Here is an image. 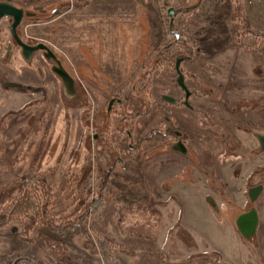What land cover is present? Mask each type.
<instances>
[{
  "label": "rangeland",
  "instance_id": "374dc122",
  "mask_svg": "<svg viewBox=\"0 0 264 264\" xmlns=\"http://www.w3.org/2000/svg\"><path fill=\"white\" fill-rule=\"evenodd\" d=\"M8 1L34 13L32 19L24 17L23 32L28 37H34L30 40L39 39L62 55L64 65L82 82L84 105L68 104L67 114L62 115L60 122L54 126L55 122L41 123L46 107L14 113L21 102L26 103L34 95L28 94L20 100L16 96L19 90L17 87H1L0 201L12 192L16 194L14 189L20 178L37 174L44 177L52 188L53 205L50 210L57 218L65 220L68 215L83 211L90 206L105 183L98 178L100 170L97 172V169L105 167L109 159L106 153H92L90 133L105 131L103 128L106 125L110 145L114 146L123 138L124 128H130L134 133L131 139L137 140L162 128L166 121L164 115H167L192 137L186 141L194 159L192 155L181 159L207 170L210 182L207 183L208 178L196 176L197 172L194 176L186 171L175 175V169L170 164L179 155L161 151L169 143L159 147L147 145L136 154L134 174L113 170L112 176L116 180L112 177L103 190L107 197L106 204L109 199L113 201L105 218H101L104 210L94 212L90 208L86 226L93 239H86L81 230L74 227L81 235L68 233L65 236L67 249L64 253L82 263L91 264L90 258H77L76 255L85 242H90L97 249L95 240L99 237L96 231H100L109 237L113 236V243H109L112 248L118 247L116 252L119 259H110L109 254H106L108 260L104 258L103 264H123L126 258L124 255H127V263L142 256L162 260V264H264V190L255 201H251L247 195L249 201L245 206L228 204L235 202V197L241 191L240 186L247 182L252 168L264 160L260 150H251L256 145L253 132L256 131L255 123H261L264 119V0H225L222 3L220 0H205L199 8L175 10L171 27L163 3L168 2L170 7L174 6L169 0H154L161 10H156L155 20L148 16V20L154 23L151 26L152 33H149V48L138 60L134 72L128 76L112 69H108L110 73L101 74L97 69H92L90 75H79L83 68H76L70 53L71 46L66 42H80L92 39L93 34L95 36L98 29L92 28L96 20L91 19L90 9H75V0ZM67 7L73 10L66 19L48 22L44 29L40 23L35 30H28V23L46 22L51 19V13L59 8H62V12ZM176 7L179 6L176 4ZM225 14L230 17L234 15L236 20L223 18ZM0 26L6 30L4 22ZM168 32L183 33L186 39L188 34L196 40L197 50L193 49L191 58L183 59L180 63L185 84L193 93L189 101L194 106L191 115L187 108L167 104L162 99L163 94L181 96L174 63L176 58L186 55L180 46H167L170 39ZM4 34L6 39L9 38L8 33ZM43 35L47 38L44 39ZM59 45L63 48H59ZM83 45L86 46L85 42ZM31 66H36V62H25L19 53L12 57L9 65L15 80L28 82L31 81ZM88 78L94 79L96 86L101 85L100 94ZM114 95L124 101L122 114H126L130 123H121L115 114L107 118V124L105 104ZM93 113L96 114L95 119L102 123L99 129L93 127L96 125ZM33 117L39 118L36 122H29ZM219 136L222 140H219ZM223 140L229 144L231 151L247 154L241 155L242 161L225 162L216 154ZM48 150L51 152L50 157L53 156L50 162L46 157ZM204 156L207 162L203 161ZM66 159L72 160L68 162H72L70 165L67 164L68 169L72 168L69 171L63 169ZM94 159H97L96 164ZM81 161L82 168L78 166ZM169 172L174 175L172 178ZM213 181L221 192L216 197L215 211H212L217 214H214L217 219L212 224L199 215L204 210L200 198L202 194L206 195L208 184ZM160 193L170 206L168 210L177 216L167 231L164 229L165 220L149 217L150 210L154 209L152 200ZM214 202L212 200L211 207ZM250 207H255L259 225L254 236L245 238L236 229L235 219ZM118 215L120 221H115ZM34 216L30 214L25 219L0 227V264H6L8 259L16 256H32L42 264H63L54 256L61 251L45 244L47 239L52 244L62 243L59 238L64 233L58 234L39 222L29 228ZM223 216L227 219L224 220ZM183 217L192 223L189 226L195 232L193 237L178 233L179 227L183 228L182 222L187 223ZM183 241L193 243L195 247L183 248ZM155 242L164 244L161 251L151 249ZM170 245L174 249L170 250ZM137 246L147 250H138ZM89 252L93 255L92 251ZM170 260L175 262L171 263Z\"/></svg>",
  "mask_w": 264,
  "mask_h": 264
},
{
  "label": "crops",
  "instance_id": "0c3cea01",
  "mask_svg": "<svg viewBox=\"0 0 264 264\" xmlns=\"http://www.w3.org/2000/svg\"><path fill=\"white\" fill-rule=\"evenodd\" d=\"M154 0H75V9L78 8L81 11H86L88 9H90L91 11V19L92 20H96V24H94L92 26V28H94L95 30L98 29L95 32V36L93 34L92 39L88 38V40H82L80 42H69L66 44L71 46V55L74 58V61L76 63V68H83V70L79 71V75H90L92 74V69H97L99 72L102 73H110V70L108 69H112L115 72L121 74V75H125L128 76L130 74H132V72H134V69L136 67V65L138 64V60L141 59L148 50V42H150V34L152 33L151 31V26L152 21L148 20V16L152 19L155 20V12L156 10H161L160 5L155 4V2H153ZM172 5L174 6V8L176 7L175 10L176 11H184V10H193L195 8H199L200 5L205 1V0H169ZM225 0H220V2L222 3ZM227 1V0H226ZM229 1V0H228ZM180 4V5H178ZM74 9V10H75ZM235 9V8H234ZM29 10V9H26ZM72 8H66L64 9L60 14H58L56 17H53L51 19H49L46 22H33V23H28L27 25L29 26V29H34L35 27L38 26L40 23L41 26L43 27V29L45 28L44 26H46V23H51L53 20H62V19H66L67 16L69 15L70 12H72ZM54 11V10H53ZM223 18L226 19H231V20H236L235 16L232 15V17L227 16L226 14L222 16ZM34 27V28H33ZM149 29V30H148ZM151 31V32H148ZM34 32V31H33ZM150 33V34H149ZM44 39L47 38L43 35ZM83 42H85L86 46L83 45ZM64 43H62L63 45ZM57 45V44H55ZM58 46V45H57ZM63 48V46L59 45V48ZM88 54H86V53ZM95 61V62H94ZM102 70V71H101ZM31 75H32V71L30 70ZM31 77V76H29ZM74 78V77H73ZM89 82L93 83L95 85V91L100 94L101 93V85H97L96 86V82L94 79L92 78H88L87 79ZM73 91L75 94L77 95V103L80 101V96H82V88L80 87V83H78V81L74 78V84H73ZM16 91V90H15ZM103 91V90H102ZM27 93V94H24ZM96 93V95H98ZM28 94H31V92L29 90H23V91H19L17 90V94L16 96H18V99L23 100L25 97H27ZM32 95V94H31ZM52 94L50 96H48V101H52L54 102V100L52 99ZM75 97V96H72ZM74 102V103H73ZM73 102H68V104L73 105V106H81V104H77L75 103L76 101L74 100ZM23 103L21 102L19 106H21ZM75 104V105H74ZM73 110H77L78 108L75 107H70ZM71 109V110H72ZM81 110H83L82 108H79ZM72 110V111H73ZM187 112L189 115H191V110L187 109ZM184 116L186 117V114H184ZM189 117V116H187ZM264 118V116L262 117ZM256 131L255 132V139H256V145L253 146L251 148V150H255L258 151L260 150V152H262L261 156L264 158V149L261 147V144L258 140V136H264V119L261 123L256 121ZM245 129V128H244ZM243 129V130H244ZM205 132V130H203V133ZM249 132V131H247ZM219 140H222L221 136H219ZM222 143H220L218 150L216 152V154H218V156L220 158L223 159V161L227 162L229 160H232L234 162L237 161H242V156L241 155H247L243 152L240 151H231L230 148L228 147L229 144L226 141H221ZM222 145V146H221ZM224 145V146H223ZM231 147V146H230ZM76 152V151H75ZM175 153V152H173ZM180 156V154H177ZM175 156L174 160L172 164H170L171 168H174V174L175 175H179L182 172L186 171V172H190L192 173V176H194V174H196L195 172H197L196 176L199 177H205V179L208 178L209 172L207 170H201L198 167L193 166V164L189 163V161L183 160L181 159V156ZM187 157V156H186ZM84 158V156H83ZM83 160V159H82ZM69 161H72L71 159H66L65 160V166L63 167V169L65 171H69L70 169H72L71 167L68 169L67 164L70 165V163H68ZM245 164V163H244ZM74 166V164H72V167ZM78 166L80 168H82V161L80 164H78ZM169 166V165H168ZM61 170V169H60ZM59 170V171H60ZM170 173V172H169ZM219 173V171H218ZM250 176L247 179V182L245 184H242L240 187L241 190L240 194L237 195L235 198V202H228V204H233L236 203L239 206H245L248 203V197H247V192L246 190L252 186L258 185V184H264V160L261 161L260 163L256 164L254 169L252 168V170L250 171ZM184 174V173H183ZM221 175H223L222 172H220ZM189 175V174H188ZM170 178H172L174 175H172L170 173ZM223 177V176H222ZM207 183L210 182L209 178L207 179ZM254 180V181H252ZM215 186V187H214ZM215 189H214V188ZM208 192L206 193V195L204 196L202 194L201 198V203H202V207L204 208V210L202 211V213L199 215L202 217V219H205L208 222H212V224L216 221V216H214V214L212 211L214 208H216V197L220 196V188L218 186L215 185L214 181L210 184H208ZM263 191V190H262ZM262 191L258 194L257 198L260 196V194L262 193ZM109 199L107 201V204L104 207V212L101 216V218H105V216L107 215V213L109 212L110 206L112 205V200ZM212 200H214V206L211 207V203ZM220 200V198H219ZM264 201V199H263ZM152 203H154V209L150 210V214L149 217L151 218H160L162 221L165 220V224H164V229L165 231H167L170 226H172V222L174 220L177 219V216H174L175 213H173L172 211L168 210V208H170L169 205H167V202L164 201V198H162V194L160 193L159 195L155 196L152 200ZM165 207V208H164ZM168 207V208H167ZM247 210V209H246ZM245 211V210H244ZM243 211V212H244ZM117 215V214H115ZM152 215V216H150ZM217 215V214H216ZM224 220L227 219V217L223 216L222 217ZM120 215L117 216V219L115 221H120ZM184 220H186L187 223L182 222V227L183 229L190 234L192 237L194 236L195 232L193 231V229H191V227L189 226V224L191 225L192 223L189 221V219H185L183 217ZM168 220V221H167ZM188 220V221H187ZM227 221V220H226ZM264 221V220H263ZM220 222V221H218ZM229 221L227 222V225H229ZM211 224V225H212ZM259 225V224H258ZM163 227V226H162ZM258 229V227H257ZM74 227L68 229L67 231L64 232V235L59 238L62 240V243H64V248L67 249V245L64 241L65 236L68 233H74L75 235H81L79 234L78 231H75ZM257 232V230H256ZM96 235H98L99 238L104 239L108 242H110L111 244L113 243L114 237L113 236H107L106 233L104 232H98L96 231ZM86 241V240H85ZM89 245V246H88ZM116 245V244H115ZM121 244H118V246H120ZM164 244H157V242L153 243V248H151L154 251H161L162 247ZM174 246L170 245L168 248L170 250H172ZM138 250L139 249H146L147 248H141L140 246L136 247ZM183 248H186L185 245L183 244ZM174 249V248H173ZM116 250L118 251V247H114L112 248L110 254L108 255V257L111 258H117V253ZM67 251V250H66ZM92 251L93 255H90V252ZM121 251V250H120ZM125 253V252H124ZM122 254V253H120ZM75 256V255H73ZM85 257V258H90L91 260V264H99V259H106L108 260V258L106 257L107 255H102L99 253L98 248L96 249L95 247H93V244H91L89 242V244H87V242H85L82 245V248L78 249V253L76 255V257L80 258V257ZM127 259V255H124ZM139 257V255H138ZM141 258L139 259H135L132 260L131 262L129 261L127 263V260L124 259L123 264L127 263V264H162V260H158V259H153V258H143L142 256H140ZM119 259V258H117ZM171 263H174L175 261L170 260Z\"/></svg>",
  "mask_w": 264,
  "mask_h": 264
},
{
  "label": "flooded vegetation",
  "instance_id": "af4514ba",
  "mask_svg": "<svg viewBox=\"0 0 264 264\" xmlns=\"http://www.w3.org/2000/svg\"><path fill=\"white\" fill-rule=\"evenodd\" d=\"M24 12L29 14V16H25V18L26 17L29 18L33 14L25 9H24ZM2 22L5 23L6 30H4L2 26H0V89L1 87H5V88L17 87V89L22 90V91L29 90L31 94L34 95V97L32 99H29L26 103H23L21 106L17 107V109L14 110V113H19V112H22V111H25L31 108H34L35 110L40 107H46L45 108L46 110L45 111L43 110L44 118L42 119L41 123L55 122L54 126L57 125V123L60 122L59 118H61L62 115L67 114V108H68L67 103L73 102L74 100L76 101L75 103H77L78 101L77 100L78 94L74 93L73 84H74V78H75L78 81V83H80V87L82 88V82L80 78L78 79L75 75L70 73L69 69L63 63L62 55L57 54V52L51 48V50L55 54V57L58 59L62 67L66 69V71L70 74L71 77H74L73 80L63 85V82L61 81V79L52 71L53 60H48L42 54V51L40 50L36 51L32 59L29 61V63L32 62V60L36 62V66H33V67L31 66V69H32V75H31L32 77H30L31 81L28 82V81L15 80L14 77L12 76L14 73L12 72L9 65L11 63L12 57H14L16 53H19L20 55V48L18 47V45H16V43L12 39V36L9 32L8 27L11 22L10 18L3 17L0 20V24ZM28 30L30 29L28 28ZM17 32L24 42H27L29 44H36L37 42H40L39 39L30 40L31 38H34V37H28L26 33L23 32L22 23L17 27ZM4 33H8L9 38L6 39ZM36 53H37V56L35 57ZM7 78H11V80L9 79L10 81H8ZM184 82H185V78H184ZM178 87L180 88L179 85ZM180 91H181L180 97L172 96L176 99V102L174 103H170L166 101L164 102H166L167 104L169 103V104L175 105L177 107H185L189 110H193L194 106L190 105V102H189L193 93L189 90L190 94L187 99L188 104H185L184 103L185 92L182 88H180ZM51 94L53 96L51 100H54V102L48 101V96H50ZM81 95H83V91ZM72 96H75V97H72ZM79 99H80V104L84 105L82 96H80ZM124 104H125L124 101L118 98L116 95L111 96L107 99L106 104H105V110H104V115L106 116L107 124H108L107 118L110 115H115V114H117V117L121 119V123L122 122L124 123V121L125 123L131 122L126 118V114L125 116L122 114V111H123L122 108L124 107ZM75 108H80V107H75ZM3 116L4 114L2 115V117ZM95 116L96 114L93 113V120L96 121V125H94L93 127L94 129L96 128L99 129V127H102L101 126L102 123H99L95 119L96 118ZM38 118L33 117L29 120V122L31 123H33L34 121L36 122ZM164 119L166 121L163 127L158 130H155L159 133V140L156 143H153L152 145H154L155 147H159L163 144H168V143L170 144V143L180 140L182 143H184L187 146L188 143L186 139L189 140L192 137L190 135H187V132L184 131V129H180L177 125H175V123L172 122L171 119L167 115H164ZM162 123L163 121L160 122L159 126H161ZM129 126L132 128L133 125L130 124ZM106 128L107 126L105 125V127L103 128L105 129V131L97 130V131L91 132L90 133L91 137H89L91 142L90 141L89 142L91 143V146H92V153L95 152L96 155H101V154L106 153V156H109V159L107 160L105 167L101 169H97V172L100 170V173H97L98 178L101 181L108 183V181L112 180V177L114 176V175L112 176L113 170L124 169V167L126 166L128 162V156L130 155V153L131 155H133V157H136V154L138 153V151L142 149L143 147H140L138 149L136 148L137 142H139L142 137L137 138V140L133 138L131 139V136L133 137L134 133L133 131H131L130 128H129L130 130L129 129L126 130L124 128L122 131L123 138H120L116 145L114 146L110 145V139L107 133L108 129ZM175 153L180 154L177 152ZM50 155H51V152L50 150H48L47 156H46L48 159V162H50V160L53 157V156L50 157ZM189 155L190 156L192 155L191 157L193 158V154L191 153V151L189 152L188 156ZM180 156L181 158L187 159L186 156L184 155L180 154ZM58 158H59L58 160H61V157H58ZM96 160L97 159H94V163ZM203 161L207 162V160L205 159V156L203 158ZM114 179L116 180L115 177H113V180ZM258 185L264 186V184H258ZM14 190L16 191V189ZM262 190H264V188ZM11 195H13V192L11 193ZM10 259H11V262H10L11 264L14 258H10ZM10 259L6 261V264L8 263Z\"/></svg>",
  "mask_w": 264,
  "mask_h": 264
},
{
  "label": "trees",
  "instance_id": "16d2710c",
  "mask_svg": "<svg viewBox=\"0 0 264 264\" xmlns=\"http://www.w3.org/2000/svg\"><path fill=\"white\" fill-rule=\"evenodd\" d=\"M169 7L170 4L168 2L163 3L164 11H167ZM61 9L62 8H59L55 12L51 13V18L56 17L58 14H60ZM29 18H34V13ZM36 19L39 20L40 18L36 17ZM168 33L170 34V39L167 41V46H180L184 48V53L186 54L184 59L191 58V53L193 52V49L197 50V46L195 44L196 40L188 34V39H186L184 38L186 36H184L183 33ZM253 45L254 44H252V46ZM158 140L159 133L157 131H154L142 137L141 140L137 142L136 148L138 149L140 147L152 145ZM136 166L137 159L136 157H133V155H131L130 153V155L128 156V162L122 170L134 174V168H136ZM106 185V183L102 184L99 194L90 202L89 207L83 209V211L81 212H74L73 214L68 215L65 220H60L50 210L51 206L53 205V194L52 188L47 182V180L37 174L24 176L17 181L16 194H8V196L4 197L0 201V227L5 226L12 221H20L28 217L30 214H34V219L31 221V224L28 225L29 228L32 227V224L39 222L40 224L47 225L52 231L58 234H63L70 227H77L81 230L82 235L86 239L91 240L93 239L92 234L86 226L88 223L89 210L90 208L94 212H101L103 210V207L105 206L107 200L106 194L103 193V190L105 191ZM179 232H181V234L189 236V234L183 228L180 229L179 227L178 233ZM95 243L97 244L98 251L100 254H110L112 250V245L109 242L101 238H96ZM183 243L187 248L195 247V244L193 243H187L186 241H183ZM45 245L49 247L48 244ZM55 249L60 250L62 253L65 252V248L63 247H56ZM15 259H18V261L21 259H28L33 261L35 264H42L39 260L32 256H16L14 257V260ZM10 262L11 259L8 261L7 264H10Z\"/></svg>",
  "mask_w": 264,
  "mask_h": 264
},
{
  "label": "water",
  "instance_id": "95a60500",
  "mask_svg": "<svg viewBox=\"0 0 264 264\" xmlns=\"http://www.w3.org/2000/svg\"><path fill=\"white\" fill-rule=\"evenodd\" d=\"M167 12L169 15V26L171 27L172 17L175 12V9L173 7H169ZM25 16H29V14L24 12L23 7L16 6L15 4H13L8 0H0V20L3 17L10 18L11 22L9 24L8 29L12 36V39L14 40L16 45H18V47L20 48V56L22 57V59L25 62H29L34 56V53L36 51L38 50L42 51V54L48 60H53L52 71L61 79L63 85L69 83L71 80H73V77H71L70 74L66 71V69L62 67L58 59L55 57V54L47 44L41 41L37 42L36 44H29L27 42H24L22 38L19 36L17 32V27L22 23ZM184 58L185 57L183 56L176 58L174 63V70L177 73L176 83L185 92L184 103L188 104L187 99L190 94V91L185 85L184 75L180 69V63ZM162 99L170 103L176 102V99L168 94H163ZM258 140L261 144V147L264 149V136L259 135ZM161 151L177 152L184 156H188L189 154L188 147L180 140L170 143L165 148H162ZM263 188L264 186L262 185H256L248 188L247 195L249 199L251 201H255L258 194L261 192ZM235 227L240 233V235L245 238H251L252 236H254L258 227V214L256 212L255 207H250L248 210L241 212L235 219ZM47 244L52 248L62 247V243L56 242L55 244H52L48 239H47ZM54 256L60 262H63V264H88L87 262L82 263L80 260L72 257L70 254L67 253L56 252ZM17 262L18 259H15L12 264H16Z\"/></svg>",
  "mask_w": 264,
  "mask_h": 264
},
{
  "label": "built area",
  "instance_id": "2783aa9c",
  "mask_svg": "<svg viewBox=\"0 0 264 264\" xmlns=\"http://www.w3.org/2000/svg\"><path fill=\"white\" fill-rule=\"evenodd\" d=\"M91 185L93 186V182H91ZM16 264H35L33 261L28 260V259H21L19 260ZM99 264H103V259H99Z\"/></svg>",
  "mask_w": 264,
  "mask_h": 264
}]
</instances>
